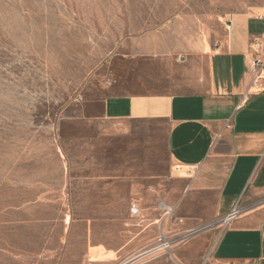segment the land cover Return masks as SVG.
<instances>
[{"label":"rangeland","instance_id":"obj_1","mask_svg":"<svg viewBox=\"0 0 264 264\" xmlns=\"http://www.w3.org/2000/svg\"><path fill=\"white\" fill-rule=\"evenodd\" d=\"M254 1L0 0V264H123L158 235L144 212L186 187L166 123L92 116L112 95L192 90L191 59ZM163 59L180 85L162 78ZM263 204L264 193L239 208ZM224 216L197 225L214 234L204 255Z\"/></svg>","mask_w":264,"mask_h":264},{"label":"crops","instance_id":"obj_2","mask_svg":"<svg viewBox=\"0 0 264 264\" xmlns=\"http://www.w3.org/2000/svg\"><path fill=\"white\" fill-rule=\"evenodd\" d=\"M221 27L210 51L191 59L198 68L191 69L192 90L112 95L101 101V111L92 116L114 124L166 123L172 170L186 187L178 204L159 203L177 208L175 217L184 220L178 228L210 223L264 193V91L254 86L257 74L252 69V62L258 60L264 73V0L226 15ZM159 62L162 78L180 85L181 73L164 70L169 60ZM260 82L264 85V80ZM159 203L154 213L144 212L158 231L166 228ZM212 239L213 233L193 237L176 260L202 264ZM211 254L208 264H262L264 204L232 221ZM150 264L173 263L161 259Z\"/></svg>","mask_w":264,"mask_h":264},{"label":"built area","instance_id":"obj_3","mask_svg":"<svg viewBox=\"0 0 264 264\" xmlns=\"http://www.w3.org/2000/svg\"><path fill=\"white\" fill-rule=\"evenodd\" d=\"M252 69L256 72L257 77L254 80V86L258 91H264V85L260 82L264 80V73L262 70V63L258 60L252 62ZM158 210L163 213V220H170L171 232H166L165 227L159 230L158 235L150 242L146 243L139 250L133 253L123 264H150L155 261L171 258L174 262L175 252L181 246L187 244L193 237L203 233L209 227L208 225L188 228L186 231L182 229L172 230L184 224V220L175 217L177 208L169 207L164 202L159 203ZM130 213L133 217L141 216V209L138 203L131 205ZM241 215L239 207H235L231 212L221 218L218 225L221 227H229V225ZM210 226V225H209ZM208 227V228H207ZM212 254H208L202 264H208ZM176 264H179L178 262Z\"/></svg>","mask_w":264,"mask_h":264}]
</instances>
